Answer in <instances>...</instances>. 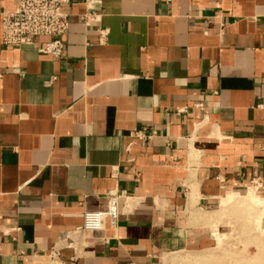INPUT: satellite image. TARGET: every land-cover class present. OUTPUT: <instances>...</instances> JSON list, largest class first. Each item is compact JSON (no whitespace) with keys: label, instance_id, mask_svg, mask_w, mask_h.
Instances as JSON below:
<instances>
[{"label":"crops","instance_id":"0c3cea01","mask_svg":"<svg viewBox=\"0 0 264 264\" xmlns=\"http://www.w3.org/2000/svg\"><path fill=\"white\" fill-rule=\"evenodd\" d=\"M93 7L67 8L61 61L0 21V264H264V213L221 206L248 185L264 204V0ZM110 191L115 225L76 231Z\"/></svg>","mask_w":264,"mask_h":264},{"label":"built area","instance_id":"2783aa9c","mask_svg":"<svg viewBox=\"0 0 264 264\" xmlns=\"http://www.w3.org/2000/svg\"><path fill=\"white\" fill-rule=\"evenodd\" d=\"M71 2L72 0H18L13 10L0 13L1 43L7 47L32 45L37 51L49 55L53 60L61 61L65 51L63 38L68 31L71 15L67 8ZM93 2L94 0H83L84 10L79 14V18L86 26H93L99 22V15L95 12ZM96 31L99 40L103 42L108 33L107 29L99 25ZM195 106L200 107L201 104ZM177 112H185V107L178 108ZM157 134L155 129L144 125L131 131L128 136L132 142L148 144ZM105 197V209L85 211L82 223L76 231H97L102 230L107 223L115 225L119 216L121 196L117 192L110 191ZM57 254L53 252L51 255Z\"/></svg>","mask_w":264,"mask_h":264},{"label":"bare ground","instance_id":"6f19581e","mask_svg":"<svg viewBox=\"0 0 264 264\" xmlns=\"http://www.w3.org/2000/svg\"><path fill=\"white\" fill-rule=\"evenodd\" d=\"M258 188V186L256 185H248L247 191L244 195H238L236 193L230 194L225 196L224 198L221 199V206H226L227 204L230 206L231 203H236L238 201L242 202L243 204H248L250 205V207H252L251 209L254 210L253 214V220H255V226H259L260 225V221L261 218L263 216L264 213V204L259 200L258 195L256 194V192L254 190H252V188ZM240 203V204H242ZM229 206H227L226 208H228ZM233 206V204H232ZM240 206V205H239ZM239 206H237L236 208H238ZM245 207V206H244ZM249 207V206H248ZM246 207V208H248ZM235 208V207H234ZM224 209V208H223ZM230 211V210H229ZM252 211V210H251ZM229 213V212H228ZM248 213V212H246ZM252 213V212H251ZM249 215V214H248ZM251 217V216H250ZM246 218H249V216ZM252 218V217H251ZM249 220V219H248ZM262 229V228H261ZM218 237V236H217ZM222 237V236H221ZM220 238V237H219ZM224 239V238H222ZM221 239L222 242H224ZM218 240V239H217ZM216 240V241H217ZM220 241V240H219ZM221 242V243H222ZM225 244V243H224ZM219 246V245H218ZM225 251V249H223ZM230 252V251H229ZM228 258V257H227ZM230 258V257H229Z\"/></svg>","mask_w":264,"mask_h":264},{"label":"rangeland","instance_id":"374dc122","mask_svg":"<svg viewBox=\"0 0 264 264\" xmlns=\"http://www.w3.org/2000/svg\"><path fill=\"white\" fill-rule=\"evenodd\" d=\"M246 192H247V191L241 193V195H244ZM244 204H245V203H244ZM231 205H232V204H231ZM248 206L250 207V205L246 204L245 208L248 207ZM251 210H252V209H251ZM251 212H252V211H251ZM244 213H246V212H244ZM248 214H249V215H248ZM252 214H253V213H250V212L246 213V216H247V217L249 216V218H247V219H250L251 217L253 218ZM250 216H251V217H250Z\"/></svg>","mask_w":264,"mask_h":264}]
</instances>
